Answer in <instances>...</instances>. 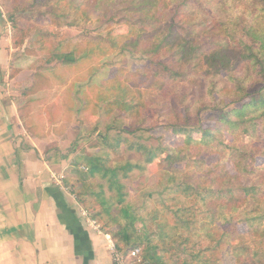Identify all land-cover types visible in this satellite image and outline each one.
<instances>
[{"label": "trees", "instance_id": "1", "mask_svg": "<svg viewBox=\"0 0 264 264\" xmlns=\"http://www.w3.org/2000/svg\"><path fill=\"white\" fill-rule=\"evenodd\" d=\"M39 2L56 28L96 18L125 30L70 48L41 33L25 51L49 55L48 64L35 69L23 96L50 88L54 73L62 83L59 67L115 51L149 62L143 71L117 66L99 81L91 66L84 84L75 80L62 96L67 116L109 119L80 129L93 152L81 149L63 181L128 264H264V0H11L12 48L43 24L30 8ZM158 69L164 78L152 80ZM18 72L12 67L10 77ZM5 74L0 67V86ZM158 128L174 139L148 144ZM123 145L142 158L114 157ZM154 164L160 179L150 189L145 173ZM136 173L141 204L126 182ZM152 201L159 207L149 209Z\"/></svg>", "mask_w": 264, "mask_h": 264}, {"label": "crops", "instance_id": "2", "mask_svg": "<svg viewBox=\"0 0 264 264\" xmlns=\"http://www.w3.org/2000/svg\"><path fill=\"white\" fill-rule=\"evenodd\" d=\"M4 29L0 21V67L7 71L12 51ZM5 91L1 85L0 264H113L111 234L58 181L71 152L63 144L69 135L59 116L63 108L50 117L45 101L31 102L23 121L19 104L4 99Z\"/></svg>", "mask_w": 264, "mask_h": 264}, {"label": "rangeland", "instance_id": "3", "mask_svg": "<svg viewBox=\"0 0 264 264\" xmlns=\"http://www.w3.org/2000/svg\"><path fill=\"white\" fill-rule=\"evenodd\" d=\"M31 4V3H29ZM10 7H11V0H0V21L4 25V34L7 35L9 38V45L8 50L12 51L11 56L12 59L10 60V67L7 69L9 71V75L11 72V68H17L18 70H25L21 74H18V76L12 80L13 78H5L8 75V72L6 71V75L3 80V85L6 88L4 99L7 101H15L17 104H19L20 108L25 106L27 99L29 98L31 102L40 101L44 102V104H48L50 107V111L54 112L56 109L59 108H65L63 105V99L62 96L64 95V92L66 88L75 82V80L79 83L83 82L80 77H85L86 74H88V70L91 66H94V71H92V74H94L96 79L95 81H99L101 78L107 77V75H111L114 73V70L117 66L124 65L128 70L135 71L136 69L144 70L148 66V60L141 56V55H132L130 53H120V51H115L113 53L108 54L106 57H104L102 60L93 61L90 64H86L85 66H79L77 68H69L68 66H62L59 67L57 71V75H63L62 83H59V79H57L56 74H53V77L56 79L53 83V85L45 90H48L47 93H41L43 95H39L37 99L33 98L34 96L31 95L29 97L23 96V93L25 90H27V87L30 85V82L32 80V74L35 72V69L41 66H46L47 58H49V55H34V54H28L25 50L26 48H34L35 47V41L37 40L38 35L41 33H44L46 36H50L51 42L55 44L63 43L67 46L73 47V46H82L84 47L87 43L94 40H100V38H107L110 31L113 32H122L125 30L124 27H114L112 30H109L106 28V25L101 21L97 20L96 18H93L92 20H83L79 23L78 26L69 27L64 26L61 28H56L48 22L49 19L44 18L41 16L42 12L49 11L51 8L50 6H47L44 2H39L38 4L32 6L30 5V8L34 10L35 22H38L39 20H42L43 24H39L38 27L33 30V32L28 36L26 39L25 45L19 48H12L11 47V36L15 32V29L12 26V20L10 17ZM20 59V60H19ZM8 66V65H7ZM19 73V72H18ZM79 76V77H78ZM136 77H139V73L136 74ZM79 78V79H78ZM164 78L163 72L160 71V69L157 70V72L152 77V80L162 79ZM86 79V78H85ZM223 83L225 80L223 77L221 78ZM61 81V80H60ZM84 84V83H81ZM44 91V90H42ZM198 90L195 95L198 94ZM43 100V101H42ZM31 102L30 105H28V109L26 110V117L30 116L31 114ZM47 105V106H48ZM60 117H64L65 123H68L69 127V135L65 137L64 146L65 149H71L69 154V160L68 165L71 164L77 154H79L80 151L83 150V148L86 150L87 154L90 156L93 152V149L88 148V145H82V137H80V129L84 128L86 130H90L93 128L94 124L97 121L102 122H109V119H105L104 116H95L88 113L82 114L80 117L78 115H71L67 116L65 113V110L63 109L62 114L60 113ZM37 118H39L37 116ZM207 124L212 123V121H206ZM66 126V125H65ZM153 138L151 137L148 140H145L148 144L158 145L160 143H167L170 142V140L174 139L171 135V132L169 130L158 128L155 131L151 132ZM79 138V139H78ZM179 140H182V138H179ZM258 143H260L264 150V136H260L258 139ZM58 145V143H57ZM87 148V149H86ZM82 149V150H81ZM116 158L118 159H126L130 158L134 161L141 159L142 157L140 154H137L136 152H128L123 145L121 147V151L117 154H115ZM259 161H264V152L259 158ZM67 165V166H68ZM148 170L145 173L146 176V182L147 187L150 189H156V185L158 180L160 179V173L157 164L151 165L147 167ZM198 167H191L189 170H195ZM65 174V173H64ZM63 174V175H64ZM59 178L60 175L58 176ZM137 178L138 173H136L133 177V180H127L128 184V190L131 192L132 197L135 202L138 204L142 203L143 197L139 196L138 191L136 190L138 188L137 186ZM176 201L171 200L169 203L173 204ZM159 207L158 203L155 201H152L150 203V208ZM88 214V211H87ZM146 214V213H143ZM239 217V216H238ZM241 218V217H240ZM102 227V224L99 223ZM140 226V224H139ZM241 229H243L244 224H240ZM264 239V238H263ZM260 239V240H263ZM232 258L231 256H228L227 259Z\"/></svg>", "mask_w": 264, "mask_h": 264}, {"label": "built area", "instance_id": "4", "mask_svg": "<svg viewBox=\"0 0 264 264\" xmlns=\"http://www.w3.org/2000/svg\"><path fill=\"white\" fill-rule=\"evenodd\" d=\"M63 179V176H61V178L58 177V181H61ZM111 250L113 252V264H128L127 260L125 259L124 254L119 251L115 245V242L112 240L111 243ZM140 252V248H135L131 254L133 256H135L136 254H138Z\"/></svg>", "mask_w": 264, "mask_h": 264}]
</instances>
